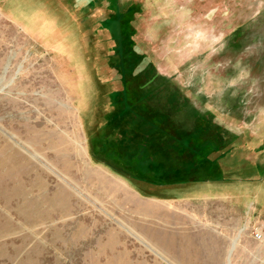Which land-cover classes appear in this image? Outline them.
<instances>
[{
    "label": "rangeland",
    "instance_id": "1",
    "mask_svg": "<svg viewBox=\"0 0 264 264\" xmlns=\"http://www.w3.org/2000/svg\"><path fill=\"white\" fill-rule=\"evenodd\" d=\"M162 111L218 153L126 162L119 121ZM184 192L197 221L165 225ZM233 239L264 264V0H0V264H226Z\"/></svg>",
    "mask_w": 264,
    "mask_h": 264
},
{
    "label": "trees",
    "instance_id": "2",
    "mask_svg": "<svg viewBox=\"0 0 264 264\" xmlns=\"http://www.w3.org/2000/svg\"><path fill=\"white\" fill-rule=\"evenodd\" d=\"M115 97L118 98L119 101L118 106L120 110L118 112L122 114L129 111L130 108L128 104L133 103L136 100L131 95L125 93L117 94ZM163 112L164 111L158 113L150 119L136 118L133 121H119L123 128L119 139L121 144H125L129 141L128 143L134 146V144L138 143L140 140L134 151L130 149V152L133 154L131 153L132 155L128 158L123 157L124 160L132 163V161L135 160L134 156L136 155L137 159L141 161L146 159L147 154L150 161L158 162L161 160L159 163H162L164 168L160 173V180L177 177L182 175L185 171H195L204 167L211 156L214 153H218L220 150L216 141H202L201 137L197 140V137L194 134L183 135L178 139L175 135V129H172V125L167 122L169 115H166L165 112ZM163 117H166L165 122L169 125L168 130L166 131L162 128V125L164 124ZM164 149L165 158L163 157ZM175 156L180 158H178L179 163L171 164L170 162L175 159ZM127 168L134 169L131 165H127ZM131 183L133 182L131 181ZM133 185L136 186L134 183Z\"/></svg>",
    "mask_w": 264,
    "mask_h": 264
},
{
    "label": "crops",
    "instance_id": "3",
    "mask_svg": "<svg viewBox=\"0 0 264 264\" xmlns=\"http://www.w3.org/2000/svg\"><path fill=\"white\" fill-rule=\"evenodd\" d=\"M213 190H217V189H213ZM218 190H222V189H218ZM192 196H193L192 193L184 192L182 194H179L178 196L167 197L166 199L163 200L162 206L158 209H155V213L157 215L162 216L163 223L165 225H181V223H183L184 225H194L193 222L197 221L195 219V216L185 212L186 208L182 207V205L187 204L193 200L194 197ZM217 196L224 198L226 197L222 191H218ZM248 215H249L248 211L245 210L242 211L240 214L241 222L244 223V216L246 219ZM197 225H202V223L198 222Z\"/></svg>",
    "mask_w": 264,
    "mask_h": 264
},
{
    "label": "bare ground",
    "instance_id": "4",
    "mask_svg": "<svg viewBox=\"0 0 264 264\" xmlns=\"http://www.w3.org/2000/svg\"><path fill=\"white\" fill-rule=\"evenodd\" d=\"M152 210H154V209L151 208L149 205H141V206H139V210H137V212H139L141 214L144 213L146 216H150L151 214H154V212ZM234 240L235 239H233L231 241L230 249H229L228 256H227V263L226 264H231V255H232V253L234 251V248H235V241Z\"/></svg>",
    "mask_w": 264,
    "mask_h": 264
},
{
    "label": "built area",
    "instance_id": "5",
    "mask_svg": "<svg viewBox=\"0 0 264 264\" xmlns=\"http://www.w3.org/2000/svg\"><path fill=\"white\" fill-rule=\"evenodd\" d=\"M255 236H256V238L259 239V240H262V238H263V235H262L260 232H257V233L255 234Z\"/></svg>",
    "mask_w": 264,
    "mask_h": 264
}]
</instances>
